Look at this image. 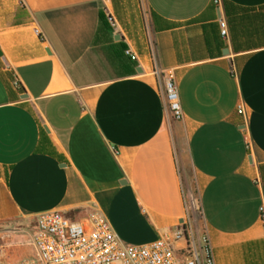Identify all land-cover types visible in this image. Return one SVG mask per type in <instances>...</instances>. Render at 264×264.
I'll list each match as a JSON object with an SVG mask.
<instances>
[{
    "label": "crops",
    "instance_id": "1",
    "mask_svg": "<svg viewBox=\"0 0 264 264\" xmlns=\"http://www.w3.org/2000/svg\"><path fill=\"white\" fill-rule=\"evenodd\" d=\"M133 2L0 0V264L48 211L134 245L183 219L215 264H264V0H143L147 28Z\"/></svg>",
    "mask_w": 264,
    "mask_h": 264
},
{
    "label": "built area",
    "instance_id": "2",
    "mask_svg": "<svg viewBox=\"0 0 264 264\" xmlns=\"http://www.w3.org/2000/svg\"><path fill=\"white\" fill-rule=\"evenodd\" d=\"M213 2L218 4V0ZM218 26L220 36L225 38L226 22L220 19ZM125 54L136 60L129 50ZM163 89L172 118L182 121L172 76L163 80ZM237 113L243 114L241 106L237 107ZM190 207L198 210L193 202ZM185 224L182 219L159 239L134 245L123 243L98 211L89 212L81 221H72L58 211L41 212L29 226L36 256L27 264H215L207 230L203 229L199 238H192Z\"/></svg>",
    "mask_w": 264,
    "mask_h": 264
},
{
    "label": "rangeland",
    "instance_id": "3",
    "mask_svg": "<svg viewBox=\"0 0 264 264\" xmlns=\"http://www.w3.org/2000/svg\"><path fill=\"white\" fill-rule=\"evenodd\" d=\"M133 14H135L138 18V22L139 23H142L144 28H147V24H148V20L150 19L149 18V15H148V11L143 3V0H134L133 2ZM149 18V19H148ZM189 174V172L187 173ZM1 231L0 232H4L2 231L3 229H0ZM34 256L32 255H23L21 257H18L15 264H27L28 262H30L31 259H33Z\"/></svg>",
    "mask_w": 264,
    "mask_h": 264
},
{
    "label": "trees",
    "instance_id": "4",
    "mask_svg": "<svg viewBox=\"0 0 264 264\" xmlns=\"http://www.w3.org/2000/svg\"><path fill=\"white\" fill-rule=\"evenodd\" d=\"M102 26L107 24V21L103 14H100Z\"/></svg>",
    "mask_w": 264,
    "mask_h": 264
},
{
    "label": "water",
    "instance_id": "5",
    "mask_svg": "<svg viewBox=\"0 0 264 264\" xmlns=\"http://www.w3.org/2000/svg\"><path fill=\"white\" fill-rule=\"evenodd\" d=\"M114 39L118 40L119 39V36L118 35H115L114 36ZM136 71L140 72L141 70L139 68H137Z\"/></svg>",
    "mask_w": 264,
    "mask_h": 264
}]
</instances>
